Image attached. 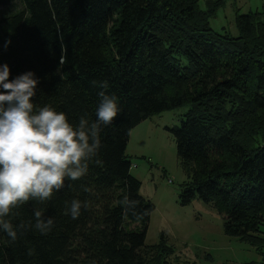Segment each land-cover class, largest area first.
Returning <instances> with one entry per match:
<instances>
[{"label":"trees","instance_id":"16d2710c","mask_svg":"<svg viewBox=\"0 0 264 264\" xmlns=\"http://www.w3.org/2000/svg\"><path fill=\"white\" fill-rule=\"evenodd\" d=\"M201 1L0 0L21 7L0 18V64L9 79L35 73L37 104L74 124L84 114L95 120L106 81L121 108L101 130V163L50 201L14 210L19 224L43 208L54 228L24 231L11 244L0 234V264H166L163 241L145 246L154 208L139 194L126 147L138 124L182 107L180 125L165 128L188 177L181 205L195 196L212 204L224 234L264 264V12L237 14L233 37L209 24L222 0ZM125 197L134 205H122ZM72 198L87 202L75 220L63 214Z\"/></svg>","mask_w":264,"mask_h":264},{"label":"clouds","instance_id":"9594fccd","mask_svg":"<svg viewBox=\"0 0 264 264\" xmlns=\"http://www.w3.org/2000/svg\"><path fill=\"white\" fill-rule=\"evenodd\" d=\"M9 44L5 42V49ZM9 77V65L0 64V234L11 244L27 230L52 232L54 219H45L43 208H34L33 220L19 224L13 223L14 210L29 201H50L66 180H79L90 163H101V130L113 123L121 108L118 98L107 94V82L101 81L95 120L84 114L74 124L65 112L35 102L39 78L33 71ZM134 203L127 197L121 201L129 207ZM86 208V201L72 198L64 202L63 214L75 220Z\"/></svg>","mask_w":264,"mask_h":264},{"label":"rangeland","instance_id":"374dc122","mask_svg":"<svg viewBox=\"0 0 264 264\" xmlns=\"http://www.w3.org/2000/svg\"><path fill=\"white\" fill-rule=\"evenodd\" d=\"M211 1L219 0H202L201 8ZM262 4L264 0H222L209 20L210 27L235 37L236 15L262 12ZM20 8L16 3L0 7V18ZM186 112L185 107L162 112L130 132L126 147L130 174L140 182V196L154 208L145 246L163 241L170 253L161 254L159 260L166 264H260L254 247L224 234L222 218L212 204L197 196L187 205L180 203L179 195L188 177L177 157L175 138L166 129L177 128Z\"/></svg>","mask_w":264,"mask_h":264},{"label":"crops","instance_id":"0c3cea01","mask_svg":"<svg viewBox=\"0 0 264 264\" xmlns=\"http://www.w3.org/2000/svg\"><path fill=\"white\" fill-rule=\"evenodd\" d=\"M261 7H262V12H264V4H262ZM250 10H251V9H250ZM250 10H249V11H250ZM257 11H258V10H257ZM244 14H245V13H244Z\"/></svg>","mask_w":264,"mask_h":264}]
</instances>
